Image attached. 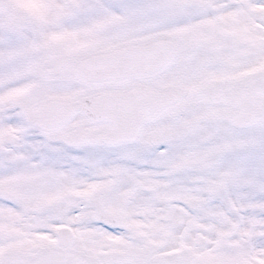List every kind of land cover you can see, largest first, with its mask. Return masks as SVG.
Segmentation results:
<instances>
[{"label":"snow or ice","instance_id":"obj_1","mask_svg":"<svg viewBox=\"0 0 264 264\" xmlns=\"http://www.w3.org/2000/svg\"><path fill=\"white\" fill-rule=\"evenodd\" d=\"M0 264H264V0H0Z\"/></svg>","mask_w":264,"mask_h":264}]
</instances>
